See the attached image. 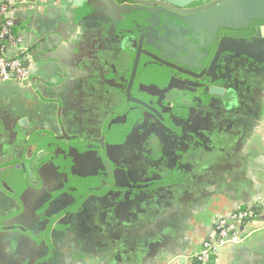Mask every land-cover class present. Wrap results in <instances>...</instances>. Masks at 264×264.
Here are the masks:
<instances>
[{"label": "crops", "instance_id": "0c3cea01", "mask_svg": "<svg viewBox=\"0 0 264 264\" xmlns=\"http://www.w3.org/2000/svg\"><path fill=\"white\" fill-rule=\"evenodd\" d=\"M24 1L32 81L0 83V264H168L260 207L264 0L242 27L221 25L237 0ZM214 264H264V229Z\"/></svg>", "mask_w": 264, "mask_h": 264}, {"label": "built area", "instance_id": "2783aa9c", "mask_svg": "<svg viewBox=\"0 0 264 264\" xmlns=\"http://www.w3.org/2000/svg\"><path fill=\"white\" fill-rule=\"evenodd\" d=\"M24 0H9L0 3V83L16 81L20 84H30L31 57L23 38L15 32V20L11 16L13 8L22 5ZM258 208H243L235 211L228 218H221L217 223L214 236L205 239L199 252L189 257H174L168 264H182L181 259L192 264H214L215 256L219 250L231 243L244 241L254 231L264 229V199L259 202ZM256 223L249 233H243L244 225ZM185 263V264H186Z\"/></svg>", "mask_w": 264, "mask_h": 264}, {"label": "water", "instance_id": "95a60500", "mask_svg": "<svg viewBox=\"0 0 264 264\" xmlns=\"http://www.w3.org/2000/svg\"><path fill=\"white\" fill-rule=\"evenodd\" d=\"M255 4H256V0L233 1L232 5H229L227 8H223L222 17H221L223 20V23L221 25L224 24L223 26H227L235 22V25L240 24L237 27H242V24H245L252 20H260L261 18L257 16L251 17L252 11L250 10L253 9ZM214 14L215 13H210L209 15H206V20H204L205 22L204 28H207L209 30H211V27L213 28L212 26L213 24L211 23V21L214 19L213 18L215 16ZM258 27L259 28L255 30L256 36H262L264 38V25H258ZM32 73L33 71L31 70V77H32Z\"/></svg>", "mask_w": 264, "mask_h": 264}]
</instances>
